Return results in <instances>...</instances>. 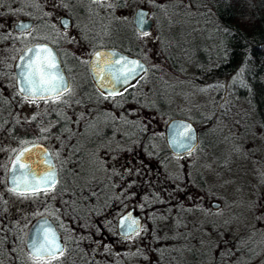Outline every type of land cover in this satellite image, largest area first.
<instances>
[{"label":"trees","instance_id":"16d2710c","mask_svg":"<svg viewBox=\"0 0 264 264\" xmlns=\"http://www.w3.org/2000/svg\"><path fill=\"white\" fill-rule=\"evenodd\" d=\"M4 3L5 0H0V16L3 14ZM189 7L191 9L188 11L187 8L186 17H198L200 28L210 27L216 40L215 49L208 51V46L203 43V47L198 50L199 61L189 63L193 67L189 73H183L185 68L180 67H184V63L161 44V65L156 64L154 68L138 44L128 46L112 42V45L141 57L147 65L141 77L116 94L106 95L95 90L99 96L97 105L107 101L110 103L101 109L106 115V123L99 138H108L110 143L116 141L118 154L128 156L131 165L104 167V174L93 182L84 183L82 188L79 183L71 185L77 194L66 189L67 167H61L59 161L58 179L54 188L47 190V194L14 192L0 184V209L8 219L4 229L0 228V264H140L134 260L135 250L113 246L114 241L127 240L137 232L129 236L116 233L115 206L122 208L129 194L139 197L142 203L138 211H145L146 214L140 228L152 247L159 240V220L167 211L170 197L179 198L185 193L187 200L191 201V194L187 192L201 182L197 172L192 183L184 180L181 171L179 182L167 179L165 161L170 153L162 144L164 119L157 124L151 121L149 115H145L151 111L169 116L163 111L166 103L164 95L151 82L164 81L161 75L165 73V67L162 63H166L167 59V66L175 74L174 77L181 75L189 84L211 85L218 102H232V106L243 105V116L250 114L255 117L264 141V0H192ZM154 10L162 19L183 14V10L175 3H169V0L161 6H154ZM157 25L160 32L161 23ZM2 29L3 23L0 22V42ZM90 88L94 89L91 83ZM52 99L55 101L53 109L34 113L25 119L24 139L56 138L58 151L67 153L70 138L79 133L76 134L70 127V119L64 112L67 106L64 93ZM36 117L42 119L40 126L37 125ZM197 117L194 115L190 120L195 124L199 145L204 140L201 135L203 124ZM202 120L209 123L208 118ZM75 155L78 157L77 152ZM66 160L70 162L72 159ZM259 160L264 162V148ZM169 183H174V187H170ZM10 195L20 199H10ZM41 202L52 206L47 213L63 238L62 254L33 257L24 249L21 236L24 224L28 218L33 217L32 205ZM178 205L175 203L171 208ZM94 248H99V251L96 252ZM152 249L159 264L166 262L168 256H175L173 250L165 246ZM224 256L210 255L201 264H243L247 261L241 259L239 254Z\"/></svg>","mask_w":264,"mask_h":264},{"label":"rangeland","instance_id":"374dc122","mask_svg":"<svg viewBox=\"0 0 264 264\" xmlns=\"http://www.w3.org/2000/svg\"><path fill=\"white\" fill-rule=\"evenodd\" d=\"M167 1L121 0L120 8L108 10L107 5H112L114 0H101L98 2L101 6L96 8L94 7L96 4L89 5L88 0H77L76 4L83 5L84 10L78 13L77 5L72 6L74 20L66 31L75 38H79L78 35L83 34V31L85 35L94 33L93 38L96 43L121 44L126 36L128 38L131 36L133 8L138 5L144 6L148 9L152 24L145 32L147 34L135 36L138 46L155 68L156 64L161 65L159 59L161 44L184 63V67H180L185 68L183 73H189L193 70L192 64L189 63L199 61L198 50L203 47V43L208 46L206 47L208 51L215 49L216 40L210 27L200 28L198 17L195 15L186 17L185 12L187 8L189 11L192 0H173V2L169 0V3H175L183 10L182 16H168L165 19L158 16L154 6H161ZM27 11L29 10L26 8L25 12L28 13ZM114 21L118 22L114 23ZM158 22L161 23L160 32L157 29ZM106 24L111 26L109 33L104 29ZM114 25L120 28L122 35L117 36L116 32L114 33L112 30ZM32 33V37L35 38H39L42 34L41 30H34ZM84 51L80 47L75 50L83 58L82 63L66 54L61 55L64 71L70 70L72 77L64 99L67 98L69 102L73 99V104L71 103L66 114H69L70 127L76 134L79 133L74 142L78 161L66 166L69 176L66 189H70L75 194L77 192L70 187L71 185L79 183V187L82 188L84 183L93 182L103 175L104 167L122 165L125 167L130 164L129 161L126 162L128 156L108 154L103 147H99L102 142L99 135L106 123V115L101 109L106 108L110 103L107 101L97 105L99 96L90 88L87 81ZM168 61L167 59L166 63H162L165 67V73L161 75L164 81L161 79L158 82L153 80L151 82L154 88L164 95L166 103L163 111L169 116L151 111L150 114L145 113V115H149L151 121L157 124L163 119L165 122L173 115L189 119L194 115L198 116L203 124L201 135L204 140L184 156L182 172L184 180L191 183L195 173H200L201 176L198 177L200 176L201 182L195 185L192 191L187 192L191 194V201L187 200L185 193L180 195V199L170 197L174 204L179 199V205L175 208L167 207L166 213L159 220V240L152 247L165 246L166 249L173 250L172 253L176 257L168 256V260L163 264H201L203 259L216 254L222 257L239 254L241 259H247L243 264H264V162L259 160L264 141L260 127L254 116L250 114L243 116V105L232 106V102L231 104L226 101L218 102L214 94L215 89L211 85L189 84L181 75L176 74L177 76L174 77L175 74L173 75L172 70L167 66ZM81 98L87 101H82ZM52 103L53 100H44L41 103L36 100H26L25 112L28 116L33 110L48 108ZM87 111L91 113L92 119L84 120ZM203 118H208L209 123H205L206 120H202ZM162 142L164 145L163 139ZM13 148H10L9 153ZM3 154L5 157V152ZM171 161L175 159L171 158ZM0 170L3 173L4 167ZM9 198L17 201L20 199L14 195H10ZM127 198L122 208L115 206L114 213L133 206L141 215L143 225L146 218L145 211H142L143 213L138 211L142 202L136 195L129 194ZM210 200H218L219 206L216 208L210 206ZM167 204L171 205V201L168 200ZM32 206L33 217L39 213H47L52 207L44 202ZM110 211L113 212L112 209ZM31 219L32 217L28 218L24 224L22 238L24 228ZM113 246L135 250L134 260L140 264H159L141 228L127 240L114 241ZM94 249L96 252L99 251V248Z\"/></svg>","mask_w":264,"mask_h":264},{"label":"flooded vegetation","instance_id":"af4514ba","mask_svg":"<svg viewBox=\"0 0 264 264\" xmlns=\"http://www.w3.org/2000/svg\"><path fill=\"white\" fill-rule=\"evenodd\" d=\"M88 1H89V5L94 6L96 4V6H94L95 8L101 6V4L100 5L98 4V2L101 0H88ZM76 3H77V0H5V3L3 6V14L0 16V22L3 23V29L1 33L2 40L0 42V45H2V48H0V152H1L0 168L4 167L3 173L0 170V174H1L0 184H4L6 186L5 172H6L8 161L12 153L17 149V147L29 141H40L47 146L53 158V161L55 163L57 179H58L57 161L60 162L61 167L62 166L66 167L70 163L78 161L77 160L78 158L75 155L76 146L74 145V142L78 135H75V136L72 135V137L70 138L69 143L67 145L68 147H66L69 149L68 150L69 152L67 153L64 151H61V152L58 151L57 145L55 144V142L57 141L56 138H50V139L31 138L27 140L24 139L25 119L29 118L34 113L40 114L41 111L50 110L51 108L53 109L55 107V103L52 97L55 95L47 96L44 99H41V98L28 97V96L20 94L15 87V81H14L15 79H14V71H13V62H14L16 55L25 45L31 42L44 41V42L49 43L51 46H53L63 71H64V68L61 62V55L66 54L67 56H70L71 58H74L77 61L81 62L83 58L75 52V50H78V48L80 47L83 51L85 50L84 52H86V57L84 60V67L88 75L87 79L93 86L94 88L93 91L94 92L99 91L95 88V86L92 84L90 80L88 70H87V58L89 54L98 47H104V46H115L117 48L119 47L116 45H112V44L96 43L93 38L95 37L94 33L85 35L83 30H82L83 34L78 35L79 38H75L73 37V34L67 33L66 29L69 27V25L73 23V20H74L72 16L73 15L72 6ZM76 5H77L76 9L78 13H82L84 10V6L80 4H76ZM120 7H121V0H114L112 5L111 4L107 5L108 10H111V9L113 10V8L116 9ZM23 8L25 9V11L27 8L29 10L27 11L28 13L23 11ZM104 12H107V11H104ZM19 19H30L31 23L26 28L15 29L14 23ZM115 22H118V21H114V23ZM151 22H152V19H151ZM131 26H132L130 27L131 36L129 38L127 36L126 37L124 36L125 40H123L121 44H117V45H122V44H125L128 46L137 45L135 36L137 34H142L148 31L147 30L145 32H139L134 27L132 23V14H131ZM110 27L111 26L109 24H106V26L104 27L106 33L110 32L109 31L111 30ZM34 30H41L42 34L41 36H39V38L32 37L33 35L32 32ZM112 30H114V33L116 32L117 36L122 35L119 27H115L114 25L112 27ZM64 73L68 79V88H67L68 90L71 84L72 77H71L70 70H68L67 72L64 71ZM67 90L59 93V95L62 93L65 94ZM106 95H112V94H106ZM26 100H36L39 103H41L44 100L45 101L53 100V103L50 104L48 108L42 107L41 109L33 110L27 116L25 112ZM72 100L70 102L67 100V106L65 107V114L70 109L71 103L73 102ZM94 114L95 112L93 113V115ZM66 115L67 117L69 116V114H66ZM84 115H85L84 120H86L87 118L92 119L90 112L87 111V113ZM36 118H38L37 125L40 126L42 119L39 117H36ZM100 140H102V142L99 147L101 148L103 147L108 154H111V153L118 154L116 150V145H115L116 141H114L113 143H110L108 138L100 139ZM197 145L195 146V148L197 147ZM10 148H13L11 153H9ZM191 151L182 153V154H177V155L172 154L168 151L170 154L167 155L166 161H165V172H166L168 180H173L175 183L177 181L179 182L180 171H181V176L182 175L184 176L182 172V169H183L182 160L184 156L190 153ZM4 152H5V157H3ZM66 158L70 160L72 159V160L70 162H67L68 160H66ZM171 158H174L175 161H171ZM128 160H126V162ZM65 162L67 163L65 164ZM190 164L191 163L189 162V165ZM129 165H131V162L130 164L126 166H129ZM173 173L177 175H172ZM66 175L67 177H69L67 174V170H66ZM197 175H200V173H198ZM173 184L174 183L172 184L169 183V186L174 187ZM179 199H180V196H179ZM179 199H177V203H179ZM169 200L171 201V205L168 204L169 205L168 209L171 208V206L174 204V201L172 199H169ZM219 204L220 202L218 201V204L214 208L218 207ZM3 212L4 211L0 209V223L2 224L0 228L2 229H4L3 228L4 225H7L8 223L7 221L8 219L6 218V215ZM39 214H42V213H39ZM45 214L51 217L48 213H45Z\"/></svg>","mask_w":264,"mask_h":264},{"label":"water","instance_id":"95a60500","mask_svg":"<svg viewBox=\"0 0 264 264\" xmlns=\"http://www.w3.org/2000/svg\"><path fill=\"white\" fill-rule=\"evenodd\" d=\"M31 23L30 19H19L14 23L15 29L26 28ZM132 23L134 27L139 32H145L149 30L151 26V18L148 16V9L144 6L138 5L133 9L132 12ZM43 44L47 45L52 51V55L55 58L57 64V70L60 75L63 77V82L68 88V79L61 67L57 54L53 46L44 41H34L25 45L19 53L16 55L13 62V71H14V81L17 91L25 96L40 98L39 96H33L28 91H22L28 87L27 83L24 81L22 72L25 71V64L28 62L29 58L33 56V53L28 51L33 48L35 45ZM96 53H101L102 55L97 58ZM121 57L126 58L129 61H137L139 65H142V68H137L136 73L130 77L127 82H121L113 78L112 74L108 71H105L106 67L111 64H116L117 61H120V64H116V67H120L123 64ZM147 65L145 61L137 55L125 52L115 46H104L94 49L87 58V70L92 84L97 90L103 94H116L119 91L123 90L127 86L135 82L142 74L145 72ZM64 92V91H61ZM60 92V93H61ZM56 93H52V96ZM187 125L191 128V139L184 141L185 147H181V139L175 136V131L178 126ZM163 140L165 147L172 154H182L191 151L198 143V136L195 124L188 118L183 116H170L168 117L163 125ZM25 148L29 151L25 152L20 159L21 165H26L28 167H20V165L15 164L16 156ZM51 165V167H50ZM54 172L55 178L57 179L56 167L53 161V158L49 152L47 146L40 141H29L26 142L12 153L7 167H6V186L12 190L16 188L14 192L19 193H29L27 191V185L34 183L33 173H35L36 179H39L42 175L47 172ZM14 180L16 183H14ZM17 184L19 187L17 188ZM13 191V190H12ZM210 206H216L218 201L210 200ZM135 220L137 223L132 225V221ZM41 224H46L49 226L56 235V240L61 248H63V239L60 232L58 231L54 221L47 214L42 213L34 216L27 224L24 233H23V246L25 251L33 256L35 255L32 245L34 239L37 237L38 228ZM142 224L141 215L134 209L133 206H128L118 212L115 216V231L120 236H129L135 231L139 230ZM129 225H132L131 228ZM59 253V252H58ZM49 257V256H44Z\"/></svg>","mask_w":264,"mask_h":264},{"label":"snow or ice","instance_id":"6c2138e0","mask_svg":"<svg viewBox=\"0 0 264 264\" xmlns=\"http://www.w3.org/2000/svg\"><path fill=\"white\" fill-rule=\"evenodd\" d=\"M28 51L32 52L33 56L29 58L24 66L25 71L21 73L24 81L28 85V87L22 89V91H28L33 96H39L41 99H44L46 95H51L52 93L59 95L61 91L67 90V86L63 82V77L57 70V64L51 49H49L47 45L38 44ZM101 55V53H96L97 58ZM120 59L123 61L120 67H116V64H120V61H117L116 64L108 65L105 71L110 72L113 78L118 81H121L122 77L121 82L126 83L127 80L136 73L137 68H142V65H139L137 61H129L123 57ZM175 136L181 139L180 146L185 147L184 141L191 139V128L187 125L178 126L175 131ZM27 151H29L27 148L22 150L14 161L15 164L20 165L22 168L28 167L20 164L21 157ZM32 175L34 183L27 185V191L32 195H38L40 192L47 194V190L54 188L56 184L55 174L52 171L45 173L39 179H36L35 173ZM14 183H16L15 180ZM18 187L19 185L17 184V188ZM12 190L16 191L17 189L14 188ZM136 223L135 220L132 221V225ZM132 225H129V227L131 228ZM32 248L35 255L38 257L56 256L58 252L60 254L63 252V249L56 240L55 233L46 224H41L39 226L37 237L34 239Z\"/></svg>","mask_w":264,"mask_h":264}]
</instances>
